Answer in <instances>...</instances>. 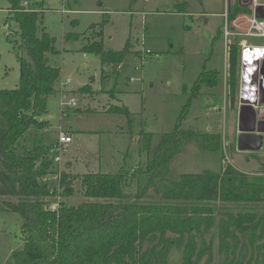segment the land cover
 Instances as JSON below:
<instances>
[{
    "label": "trees",
    "instance_id": "trees-1",
    "mask_svg": "<svg viewBox=\"0 0 264 264\" xmlns=\"http://www.w3.org/2000/svg\"><path fill=\"white\" fill-rule=\"evenodd\" d=\"M7 1L6 22L17 25L18 39L11 38L12 32L7 39L19 63V79L14 88L0 89V197L16 200H2L0 211L19 214L24 238L8 264H170L173 250L180 252V264H213V238H207L213 227L217 264H264V212L224 211L215 219L213 209L215 202H264V159L253 156L259 168L251 173L226 163L218 171L183 172L171 178L169 164L190 138L211 153L221 148L218 134L183 128L185 116L156 143L153 132L141 130L138 152L145 155L144 165L121 166L116 172H61L56 184L40 181L56 172L48 155L50 145L28 146L24 140L47 126L40 116L46 112L48 96L56 92L60 74L46 58L55 40L41 27V2L29 0L25 9L23 0ZM248 12L246 5L233 0L229 19ZM107 20L105 16L99 30L92 26L95 36L81 50L97 54L102 64L117 70L132 54L130 40L119 50L104 49L101 28ZM238 48L232 41L228 50L231 107L237 93ZM201 76L210 87L219 83L217 70L203 71L192 95L200 90ZM107 112L132 116L126 106L113 105ZM77 180L84 199L70 204L65 198L73 195ZM133 181L138 192L129 200L125 190ZM148 189L157 198L142 199ZM57 195L58 207L51 210L47 206Z\"/></svg>",
    "mask_w": 264,
    "mask_h": 264
},
{
    "label": "rangeland",
    "instance_id": "rangeland-1",
    "mask_svg": "<svg viewBox=\"0 0 264 264\" xmlns=\"http://www.w3.org/2000/svg\"><path fill=\"white\" fill-rule=\"evenodd\" d=\"M36 1L42 3L41 27L55 40L54 50L46 54L47 63L60 68L56 92L48 96L46 112L40 116L51 126L42 142L55 144L61 125L60 131L65 133L68 128L73 134L72 143L59 151L61 161L55 164L56 170L116 172L121 159L125 161L122 167L134 166L133 160L144 165V153L138 156L141 130L153 132L156 143L182 116L183 128L218 134L221 148L211 153L190 138L169 164L171 178L183 172L218 171L226 163L247 173L259 168L253 156L264 159V146L256 152L237 150L238 109L229 106L228 85L225 89L223 84L224 40L214 36L222 23L225 0ZM8 6L7 0H0V89L14 88L19 79V63L7 39L10 32L12 39H18L17 25L13 20L6 22ZM105 16L108 20L101 28L104 49L119 50L130 40L132 54L117 70L102 64L97 54L81 50L95 36L92 26L99 30ZM242 38L249 44L264 42L259 37ZM212 69L219 71V83L210 87L201 76L200 90L192 95L199 75ZM83 86L87 87L80 89ZM62 95L65 100L75 98L76 104H62ZM113 105L128 107L132 116L107 112ZM62 111L67 112L65 116ZM35 137L32 132L27 135L29 143L24 141L30 146ZM74 186L73 195L65 198L70 204L84 199L78 180ZM125 192V198L133 200L138 192L136 182ZM153 198L157 195L152 189L142 197ZM2 200L16 198L4 196L0 203ZM213 209L215 219L224 211L263 213L264 202H215ZM20 224L18 213L0 211V264H8L12 252L23 247ZM210 235L213 264H217L215 227L207 238ZM169 260L180 264V252L173 250Z\"/></svg>",
    "mask_w": 264,
    "mask_h": 264
},
{
    "label": "built area",
    "instance_id": "built-area-1",
    "mask_svg": "<svg viewBox=\"0 0 264 264\" xmlns=\"http://www.w3.org/2000/svg\"><path fill=\"white\" fill-rule=\"evenodd\" d=\"M233 0H225V5L222 11V25H221V33L224 40L225 51L228 53L229 46L231 42L236 41V44L239 47V61H240V80H241V89L244 90L241 93L240 89V97L243 96L247 98L246 93L248 91L252 92V87L257 89V85L259 80L253 82V74H254V61L260 62L261 59L264 58V42L261 45L257 44H249L245 41V39H240V37L244 36H252V37H259L264 39V17H257L255 15V9L258 6L264 8V0H238L239 5H246L249 9L248 13H239L234 18L229 19V10H230V3ZM22 6L25 9L29 8V0H23L21 2ZM62 13L65 10H61ZM255 55L253 58L252 56ZM254 59V61H253ZM118 68L121 67V64L117 65ZM259 71V70H258ZM258 77V76H257ZM67 81L65 84H68ZM64 102L62 104L74 106L76 104L75 98L71 97L68 100L66 96H62ZM240 99V98H239ZM240 103V101H239ZM71 142V136L63 131H59L57 135V142L49 146L48 155L53 159V162L58 163L60 161V149H64L66 144ZM61 171L56 170L55 173L51 175H46L40 177L41 182H48L54 179L55 181L58 180ZM60 200V196H56V201L50 203L47 207L51 210H55L58 207V203Z\"/></svg>",
    "mask_w": 264,
    "mask_h": 264
},
{
    "label": "water",
    "instance_id": "water-1",
    "mask_svg": "<svg viewBox=\"0 0 264 264\" xmlns=\"http://www.w3.org/2000/svg\"><path fill=\"white\" fill-rule=\"evenodd\" d=\"M255 15L264 17V8L258 6ZM254 66L252 78L253 82L259 80L257 89L252 87V92L246 93L247 98L241 96L238 106L236 147L239 151L256 152L264 146V58L254 61Z\"/></svg>",
    "mask_w": 264,
    "mask_h": 264
},
{
    "label": "crops",
    "instance_id": "crops-1",
    "mask_svg": "<svg viewBox=\"0 0 264 264\" xmlns=\"http://www.w3.org/2000/svg\"><path fill=\"white\" fill-rule=\"evenodd\" d=\"M223 11V10H222ZM222 14V12L220 13V15ZM222 22H223V20H222ZM221 25H222V23H221ZM217 34H219V38L220 39H223V37H222V34H221V26H220V28H219V30H217ZM217 34L215 35V36H217ZM215 36H214V39H215ZM219 38H217V39H219ZM239 49V48H238ZM224 57H225V61H226V65H225V69H224V73H223V75H222V78H223V84H224V86H225V89H226V86H227V73H228V53H226V51H225V45H224ZM134 57V56H133ZM216 70V69H215ZM218 71V70H217ZM240 71H241V69H240V61H239V59H238V63H237V93H236V96H235V104H234V107H231L230 106V104H229V106L231 107V108H236V109H238V106H239V101H240V89H241V80H240ZM218 73H219V71H218ZM227 95V94H226ZM63 96V95H62ZM228 99H229V96L227 97ZM238 112V111H237ZM66 113L67 112H65V114H62L63 116H65L66 115ZM41 120H44V121H46L47 122V126L43 129V130H41L40 132H37V133H35L36 134V137H35V139H34V141H33V144H38V145H43V146H48V145H51L54 141H51V142H47V140H46V142L44 141V142H42V139L45 137V134L46 135H49V134H47V133H50V129H51V126H50V124H49V122L47 121V120H45V119H41ZM63 129V125H61V127H59V129H58V131H56L57 133L60 131V130H62ZM65 129H67L66 131H65V133H67L69 136H71V142L70 143H72V141H73V134H72V132H71V130H69L68 128H65ZM58 135V134H57ZM237 136V135H236ZM237 138V137H236ZM57 140V139H56ZM136 141V140H135ZM70 143H68V144H70ZM68 144H66V146L68 145ZM65 146V147H66ZM139 148V147H138ZM139 152H138V156H139ZM122 161H120L119 162V165L120 166H118L117 165V170L122 166V162H125L124 161V159H121ZM60 161H61V158H60ZM59 161V162H60ZM141 161V160H140ZM133 163H134V165L137 163V160L136 161H134L133 160ZM139 163V162H138ZM124 164V163H123Z\"/></svg>",
    "mask_w": 264,
    "mask_h": 264
},
{
    "label": "bare ground",
    "instance_id": "bare-ground-1",
    "mask_svg": "<svg viewBox=\"0 0 264 264\" xmlns=\"http://www.w3.org/2000/svg\"><path fill=\"white\" fill-rule=\"evenodd\" d=\"M254 56H255V55H253L252 57L255 58ZM253 61H254V59H253Z\"/></svg>",
    "mask_w": 264,
    "mask_h": 264
}]
</instances>
